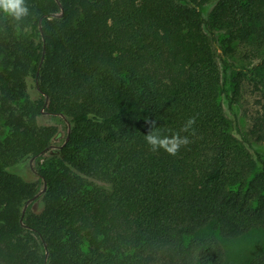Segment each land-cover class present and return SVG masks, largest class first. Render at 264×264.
Segmentation results:
<instances>
[{
    "label": "trees",
    "instance_id": "1",
    "mask_svg": "<svg viewBox=\"0 0 264 264\" xmlns=\"http://www.w3.org/2000/svg\"><path fill=\"white\" fill-rule=\"evenodd\" d=\"M210 1L26 0L21 21L0 13V264H231L221 237L264 228V153L232 131L205 29L264 49V0H217L207 20ZM235 69V93L246 77L264 101V75ZM45 114L67 118V142ZM152 122L190 143L151 151ZM252 133L264 143V119ZM242 264H264V249Z\"/></svg>",
    "mask_w": 264,
    "mask_h": 264
},
{
    "label": "rangeland",
    "instance_id": "2",
    "mask_svg": "<svg viewBox=\"0 0 264 264\" xmlns=\"http://www.w3.org/2000/svg\"><path fill=\"white\" fill-rule=\"evenodd\" d=\"M217 0L210 1L203 7L204 16L210 19L211 12ZM206 26V31L212 41L216 58L219 63L223 89L221 102L224 111L231 123L232 131L249 149L254 152L264 153V143L252 133L254 124L258 119H264V101L258 90V84L246 77L241 82L239 94L235 93L234 77L237 73L235 68L245 66L253 68L259 75H264V69L260 60L264 55V49H258L254 44L235 40L229 45L225 42L229 36L227 29ZM44 123L57 124L62 130L57 143H62L67 138V120L62 116L45 114L42 118ZM31 170L37 175L36 161L30 163ZM19 168L22 166L18 165ZM99 185L110 187V184L96 179ZM221 241L227 252V259L231 264H242L260 253L264 249V228H254L238 238H222Z\"/></svg>",
    "mask_w": 264,
    "mask_h": 264
},
{
    "label": "clouds",
    "instance_id": "3",
    "mask_svg": "<svg viewBox=\"0 0 264 264\" xmlns=\"http://www.w3.org/2000/svg\"><path fill=\"white\" fill-rule=\"evenodd\" d=\"M0 13L13 18L17 22L30 14L26 0H0ZM194 123V118H189L187 124L180 131L187 132ZM144 139L151 151L158 152L163 149L169 155H176L181 147L190 143L188 136H182L180 132L164 134L156 128L155 122L150 124L149 131Z\"/></svg>",
    "mask_w": 264,
    "mask_h": 264
},
{
    "label": "water",
    "instance_id": "4",
    "mask_svg": "<svg viewBox=\"0 0 264 264\" xmlns=\"http://www.w3.org/2000/svg\"><path fill=\"white\" fill-rule=\"evenodd\" d=\"M62 9H63V5H62ZM62 15H63V13H60L58 16H62ZM62 116H63V115H62ZM63 117H64V116H63ZM64 118L67 120L66 117H64ZM70 131H71V124L69 123V131H68V135H67V138H66V142L70 139ZM52 147L55 148V147H57V145H53ZM33 160H34V158H32L31 161H33ZM46 187H47V183H45L44 188H43L39 193H37L32 199H30V200L28 201V203L26 204V206H25V208H24L23 214H25V211H26V208H27L29 202H31V201L37 199L40 195H42V194L44 193V191L46 190Z\"/></svg>",
    "mask_w": 264,
    "mask_h": 264
}]
</instances>
